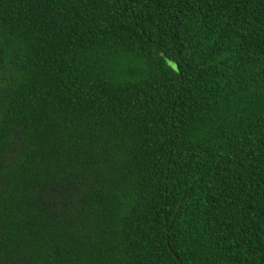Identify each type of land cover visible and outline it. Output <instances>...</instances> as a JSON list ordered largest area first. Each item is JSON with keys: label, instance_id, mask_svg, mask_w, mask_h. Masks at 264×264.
Returning <instances> with one entry per match:
<instances>
[{"label": "trees", "instance_id": "obj_1", "mask_svg": "<svg viewBox=\"0 0 264 264\" xmlns=\"http://www.w3.org/2000/svg\"><path fill=\"white\" fill-rule=\"evenodd\" d=\"M0 264H264V0H0Z\"/></svg>", "mask_w": 264, "mask_h": 264}]
</instances>
